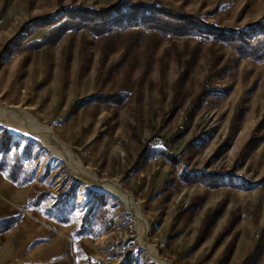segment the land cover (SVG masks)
Instances as JSON below:
<instances>
[{
    "label": "rangeland",
    "instance_id": "obj_1",
    "mask_svg": "<svg viewBox=\"0 0 264 264\" xmlns=\"http://www.w3.org/2000/svg\"><path fill=\"white\" fill-rule=\"evenodd\" d=\"M0 106V264H264V0H0Z\"/></svg>",
    "mask_w": 264,
    "mask_h": 264
},
{
    "label": "bare ground",
    "instance_id": "obj_2",
    "mask_svg": "<svg viewBox=\"0 0 264 264\" xmlns=\"http://www.w3.org/2000/svg\"><path fill=\"white\" fill-rule=\"evenodd\" d=\"M1 107V106H0ZM25 117H21L20 115L17 116V122H19L20 124H22V126H19L18 127V130H21L22 132L24 133H27L29 134L31 137H35V138H38V139H42V140H46L48 138V136H51V135H48L49 131L48 129H46L45 127L42 126V124H40L38 122V120L36 118H34L33 116L31 115H24ZM1 117V116H0ZM4 117V116H3ZM8 117V116H7ZM2 119V118H1ZM13 119V117H12ZM7 120V119H6ZM16 120V119H15ZM14 120V121H15ZM8 121V120H7ZM6 121V122H7ZM13 121V120H12ZM5 122V121H4ZM17 123V124H19ZM16 124V123H15ZM31 130L32 132L28 131V130ZM52 147V146H51ZM55 148V147H54ZM59 148V147H57ZM64 151V150H63ZM65 157L67 156L66 153L64 152L63 154ZM68 157V156H67ZM69 162V161H67ZM85 176L91 178L90 176H93L92 173L89 172V176L87 173H84ZM106 187V186H105ZM110 188V186H107V188Z\"/></svg>",
    "mask_w": 264,
    "mask_h": 264
},
{
    "label": "trees",
    "instance_id": "obj_3",
    "mask_svg": "<svg viewBox=\"0 0 264 264\" xmlns=\"http://www.w3.org/2000/svg\"><path fill=\"white\" fill-rule=\"evenodd\" d=\"M135 7H142L143 10H148V9H151L152 11L156 9H158L157 11H159L160 9L164 10V12H172V11H168V9L166 7H163L162 4H160L159 2H151V4H134L132 5L131 7L128 6L129 9H133ZM116 14L118 13L117 11H114L112 14ZM152 13H158V12H155L153 11ZM146 15H149L151 14L150 11L148 13H145ZM170 16V15H169ZM183 18H178V20H182Z\"/></svg>",
    "mask_w": 264,
    "mask_h": 264
}]
</instances>
